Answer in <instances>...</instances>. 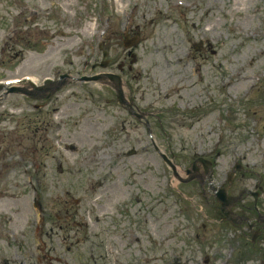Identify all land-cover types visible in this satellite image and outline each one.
<instances>
[{"label":"rangeland","instance_id":"374dc122","mask_svg":"<svg viewBox=\"0 0 264 264\" xmlns=\"http://www.w3.org/2000/svg\"><path fill=\"white\" fill-rule=\"evenodd\" d=\"M107 72L139 120L81 80ZM61 73L49 97L0 89V264H264L161 158L210 160L213 185L239 163L228 194L261 185L264 210V0H0V82Z\"/></svg>","mask_w":264,"mask_h":264},{"label":"flooded vegetation","instance_id":"af4514ba","mask_svg":"<svg viewBox=\"0 0 264 264\" xmlns=\"http://www.w3.org/2000/svg\"><path fill=\"white\" fill-rule=\"evenodd\" d=\"M211 167H207V171L205 172L204 169L201 172V181H197V183L199 184L200 188L202 189L204 187V185L208 186L210 189L211 187L214 186H218V187H222V186H226V185H230L236 175V173L234 174L231 182L227 181L228 175H225V179L223 180L222 183H220L219 185H213L211 183ZM229 182V183H228ZM261 186V185H260ZM259 186L258 191L259 192H247L243 189H240L238 194H240L239 197H234V200H229L227 201V205L224 207V210L221 209V204L218 203L214 197V201H216L218 203L217 208H218V214L220 217V221L221 222H226L230 225H232V227H235L236 229H238V227L240 228H245V233L247 235H249L250 237V242L251 244L253 242H255V239L259 238L263 239L264 238V210L263 209H259L257 208V196L260 195V193H263V190L261 189V187ZM211 193H212V189H211ZM213 195V193H212ZM232 196H235L233 194H231ZM246 195H251L253 197L252 202L249 204L250 206H246L244 205L243 202V197H245ZM242 202V203H241ZM239 203H241V205H238ZM234 206L238 207L240 206L241 208V212H237L234 209ZM226 212V213H225ZM250 212H252L254 214V217H250ZM215 219V218H213ZM215 222H217V219L214 220ZM242 224V226H240ZM259 233V236H256ZM255 235V237H254ZM255 245H249V249L250 250H254ZM262 257V263L264 262V253L261 254Z\"/></svg>","mask_w":264,"mask_h":264},{"label":"water","instance_id":"95a60500","mask_svg":"<svg viewBox=\"0 0 264 264\" xmlns=\"http://www.w3.org/2000/svg\"><path fill=\"white\" fill-rule=\"evenodd\" d=\"M104 54H105V52H104ZM103 77H107L111 80H117L119 83V77L117 75H112V74H99V75H94L92 77H81V80H97V79H100ZM67 78H68L67 74H62L59 76V79L55 80V81H52L49 78L44 79L42 85H39V86H35L34 84L30 83V86H31L30 90L28 88H25V87L10 86V87L5 88V93L6 94L7 93H20V94H23L25 96L32 97V98L49 97L52 93H54L61 86L64 85ZM24 80L25 79H23L22 81H24ZM1 88H2V86L0 85V89ZM46 91H48V93H46ZM117 100L119 103L126 104L128 106L129 113L135 115L137 118L140 117L139 115L134 113L132 108L129 106V104H127L126 100L123 98L122 90L120 88V83L118 84V89H117ZM161 157L163 158L164 161H166V163L172 169L174 177H176L180 182H187L189 180H192L195 177L200 178V175L197 173L198 166L196 165L195 162L192 163L191 169H187L185 171V173L187 174V177L181 178L176 173L175 168L171 164V162L164 155H162ZM196 162L200 163L203 166L205 172L207 171V166L210 165L209 161H206L202 158H198ZM213 192H214L216 198L220 201L222 210H224V207L228 204L227 203L228 199L234 200L233 198L229 197L226 194L224 189H219V190L213 189Z\"/></svg>","mask_w":264,"mask_h":264},{"label":"bare ground","instance_id":"6f19581e","mask_svg":"<svg viewBox=\"0 0 264 264\" xmlns=\"http://www.w3.org/2000/svg\"><path fill=\"white\" fill-rule=\"evenodd\" d=\"M129 23V22H128ZM127 23V25H129ZM248 79H250V76H246ZM238 78H241V76H239ZM29 81H31V83H34V79L33 78H31L30 76H26V81L24 82V84H18V86L17 87H19V86H23V87H27V88H29ZM238 81V79L236 80V82ZM241 84H243V81H241L240 82ZM28 85V86H27Z\"/></svg>","mask_w":264,"mask_h":264}]
</instances>
